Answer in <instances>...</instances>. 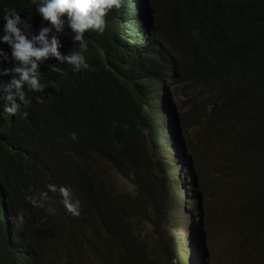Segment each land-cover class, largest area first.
<instances>
[{"label":"trees","instance_id":"obj_1","mask_svg":"<svg viewBox=\"0 0 264 264\" xmlns=\"http://www.w3.org/2000/svg\"><path fill=\"white\" fill-rule=\"evenodd\" d=\"M37 3L0 0V19L16 9L31 39L50 27ZM136 3L110 9L103 33L86 31V49L66 18L61 31L53 28L49 39L60 41L61 55L79 52L85 60H41L43 88L25 84L24 100L8 87L16 62L0 42V264H176L167 230L171 182L153 156L167 137L164 125L143 114L159 89L153 77L145 83L147 70L162 77L174 61L171 83L184 98L181 125L191 153L205 150L212 173L234 180L222 189L216 221L242 246L244 264H264V0H150L149 33L157 42L146 47ZM120 28L139 37L130 33L132 54L119 50ZM157 49L172 58L167 70L149 63ZM10 94L16 114L4 111ZM109 169L131 189L114 192ZM60 187L70 189L80 215L67 211ZM205 193V203L216 198Z\"/></svg>","mask_w":264,"mask_h":264},{"label":"clouds","instance_id":"obj_2","mask_svg":"<svg viewBox=\"0 0 264 264\" xmlns=\"http://www.w3.org/2000/svg\"><path fill=\"white\" fill-rule=\"evenodd\" d=\"M149 3L150 0H148V3L146 0H137V3L135 4V6L142 12L143 30L139 32L141 34L142 47L152 46L157 42L156 38L149 33V29H153V25H151L153 21V18L151 17L152 8L150 5L148 6ZM128 4L129 3H124V0H38L35 10L39 13L43 20L50 23V27H43L40 30L39 35L34 36L31 39H29L28 34L24 31V28L30 27V24L26 23V19L23 18L22 15L14 8L6 10L2 19H0L3 21L4 32V35L0 36V42L10 45L12 49L11 56L16 62L15 65L8 70L13 74L12 83L8 87L11 88L14 86L17 89L16 95L19 96L20 100H24V92L22 89L25 84H27L32 90H40L43 88L37 71L41 60L48 57H55L60 61L67 60L75 65H79L84 62L85 57L79 52L67 57L62 56L59 51L60 41L55 36H52V38L49 39L48 34L53 28L57 31H61L63 29L65 18L68 26L76 33L74 37L75 41L80 42L81 48L86 49L87 44L84 41V33L89 30L103 33L106 28L105 16L107 12L113 7L120 8L121 5H124L126 8ZM130 33H132L136 40L139 41L138 35L135 32H132V30L123 28L119 29V38L117 40L119 50L123 53L132 54L134 52L131 44L129 43ZM144 36L149 38L148 43H143L142 40ZM114 41H116L115 38ZM0 55H3L2 50H0ZM147 57L151 66L154 65L155 67H159L161 69L167 70L172 62L171 56L166 51L160 49H157L154 55H149ZM175 63L176 61H174L171 66V73L159 77L157 74L154 75L147 70L144 79L145 83L149 84L150 78L153 77L157 82L159 89L155 90L157 96L153 100V104H150L151 102H149L143 106V114L150 115L154 124L164 125V134L166 127L168 128V131L173 134V137L165 135L167 140H162L160 142L162 147L154 149L153 156L156 160L159 158L163 162L162 168L164 172L166 170V166H172L171 168H174V171L177 170V165L174 164L173 160L163 161L159 156H157L158 150L166 148L169 145V139L177 142L179 141V137L183 138V141L187 143L189 149L187 135L181 125V113L180 118H178L173 104H170L167 100V98H169V89L174 87L171 83V77L175 75L176 72ZM159 96L162 97V99H159L162 104L158 103L157 98ZM7 100L10 101V103L5 105L4 111L8 114H16L19 110V105L15 103L13 95H8ZM154 114L161 115L165 121L158 124ZM24 115L26 117L27 113H24ZM176 177H180V173ZM188 179L189 176L183 175V177L179 179V184L184 186ZM49 188L53 192L57 191V188L54 185H49ZM59 192L63 197L62 203L67 211L76 216L80 215L78 203L74 204L72 202L70 189L67 187H60ZM176 202L177 201H174V204ZM195 235H198V241L202 237V235L196 230L193 231V237ZM174 238L179 239L180 244L188 246V250L186 253L184 252L185 254L179 256V254L174 251ZM197 243L194 238H187L185 233H181L179 229H177L175 233H171L169 248L172 250L171 253L176 264H206V258L194 251L197 248ZM191 249L193 252L189 254Z\"/></svg>","mask_w":264,"mask_h":264},{"label":"rangeland","instance_id":"obj_3","mask_svg":"<svg viewBox=\"0 0 264 264\" xmlns=\"http://www.w3.org/2000/svg\"><path fill=\"white\" fill-rule=\"evenodd\" d=\"M148 3V0H146ZM124 3H130V0H124ZM149 6V4H148ZM150 9V7H149ZM154 16L151 10V17ZM143 43H148L149 38H143ZM191 95H194L195 89L190 90ZM158 97V103L162 104ZM170 104H173L176 110L177 117L180 118V113L185 110L182 108L184 98L181 94L175 91V88L169 89V98H167ZM158 124L165 121L161 115L154 114ZM186 120L189 121L187 116ZM195 129L188 131V136L191 140L195 139ZM165 135L173 137L172 132L168 131L166 127ZM175 142L169 139V145L166 148L157 151L163 161L173 160L174 164L177 165V170L174 171L172 166H166L164 173L159 174L161 177L167 175L172 185L168 188L170 194H173L174 201H177L170 211L168 232L175 233L177 229L181 233H185L187 238H194L197 243V248L194 250L197 254L206 258V264H244L245 254L242 252V246L238 249L233 246V238L230 235V231L227 225L217 220L220 216L219 206L224 201V194L228 189L222 190L226 183H230L234 187V180L227 178H218L212 172L215 171L212 163L208 164L210 159H206L208 153L204 150L202 144L199 142L200 147L204 150L198 154H192L187 146V143L183 141V138L178 139ZM208 160V161H207ZM99 164L104 167L102 161ZM103 172L106 174V169L103 168ZM108 172L114 176L113 190L114 192H122L124 190H130V185L125 181L124 178L118 176V174L109 169ZM180 173V177L178 176ZM183 175L189 176L185 185L179 184V179ZM211 193L216 196L215 199L205 203L206 193ZM212 203L215 207L211 208ZM210 210L212 213L208 216ZM207 217H206V214ZM209 230H207V228ZM206 229V231H205ZM199 232L202 237L198 241V235L193 237V231ZM209 231V232H208ZM173 248L174 251L181 256L188 250V246H184L179 243V239L174 238ZM185 252V253H184ZM193 250L189 251L191 254ZM176 253V254H177ZM252 255H256L255 251H251ZM259 259H254L253 263L258 264ZM250 261V259H249Z\"/></svg>","mask_w":264,"mask_h":264}]
</instances>
